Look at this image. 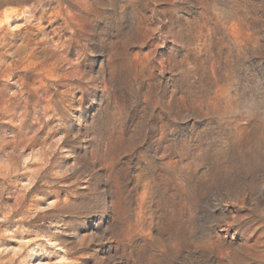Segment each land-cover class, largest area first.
Here are the masks:
<instances>
[{"label":"rangeland","instance_id":"374dc122","mask_svg":"<svg viewBox=\"0 0 264 264\" xmlns=\"http://www.w3.org/2000/svg\"><path fill=\"white\" fill-rule=\"evenodd\" d=\"M0 264H264V0H0Z\"/></svg>","mask_w":264,"mask_h":264}]
</instances>
